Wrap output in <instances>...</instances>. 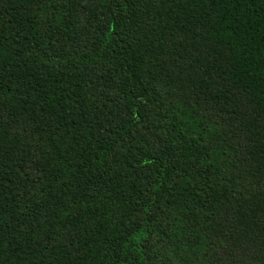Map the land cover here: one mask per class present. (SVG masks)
<instances>
[{
    "label": "trees",
    "instance_id": "trees-1",
    "mask_svg": "<svg viewBox=\"0 0 264 264\" xmlns=\"http://www.w3.org/2000/svg\"><path fill=\"white\" fill-rule=\"evenodd\" d=\"M0 264H264V0H0Z\"/></svg>",
    "mask_w": 264,
    "mask_h": 264
},
{
    "label": "rangeland",
    "instance_id": "rangeland-1",
    "mask_svg": "<svg viewBox=\"0 0 264 264\" xmlns=\"http://www.w3.org/2000/svg\"><path fill=\"white\" fill-rule=\"evenodd\" d=\"M198 143H199L198 140L195 138L187 137V139H186L187 147H189L192 150L197 149Z\"/></svg>",
    "mask_w": 264,
    "mask_h": 264
}]
</instances>
